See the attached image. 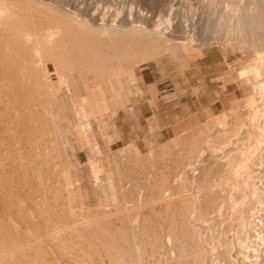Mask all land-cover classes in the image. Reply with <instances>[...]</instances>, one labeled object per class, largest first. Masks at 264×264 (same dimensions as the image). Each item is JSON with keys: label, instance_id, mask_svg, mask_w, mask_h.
I'll return each mask as SVG.
<instances>
[{"label": "rangeland", "instance_id": "374dc122", "mask_svg": "<svg viewBox=\"0 0 264 264\" xmlns=\"http://www.w3.org/2000/svg\"><path fill=\"white\" fill-rule=\"evenodd\" d=\"M25 1L21 0L19 6H26L27 2ZM42 1L44 3L47 1V5L48 1H50L49 3L55 5L56 8L59 7L58 9L65 8V12L68 10L72 12L76 11L81 17L88 16L87 18H90V14L95 13L99 22L112 23L116 19L121 25L126 23L127 25H125L128 28L138 29L139 26L141 31H136L141 36L138 35V38H136L137 33L135 34V31H130L131 34L127 30L118 31L114 38L119 43L125 41L126 38H131L130 36L133 34L132 37L134 38L132 39L138 40L139 42L145 38L143 40L144 44H141L143 46L135 45L139 49L142 48L140 49L141 51L144 50L147 52L149 50L150 52L148 51L146 58L142 60H138V58L134 59L130 55H125L124 58L121 57L123 58L121 60L120 57L112 60L107 55H104L106 54L104 51L97 53L92 48L80 42L83 47H86L88 52L82 66H73L70 61L80 58V54L76 49H72L69 52V56L71 54L70 59L66 55L68 54L67 50H62V48H58V52L57 49H54L47 51V53L45 52L43 55L39 53V56L35 57L33 54H26L24 49H19L20 47L23 48L24 45L20 47L17 45L18 48L16 47L15 50L20 55L16 54L17 52L15 50L7 47L12 45H4L6 42L2 44V40L5 41V37L8 34V30L4 26L2 27L3 31L0 30L2 32L0 33V53L3 51L0 54V60L2 59L1 57L6 62L7 59H12V62L15 64L17 62V65L14 66L15 64L10 63V61L4 63L1 60L0 62V96L7 95L4 99L2 98V101L0 99V104H2L0 105V121L2 120L3 122H0V148L3 149L2 152L0 150V175L2 177H0L2 179L0 183H3H1L2 185L0 184L2 187H0V229L5 231L4 233L2 232L5 239H0L2 241L0 245L3 244L4 246L3 242H5V249L0 246L2 247L0 248V252L4 253L0 255V259L3 258L2 261L0 260V264H9L8 262L13 264H28L30 261L29 264H44V260H48L46 261L47 264H113V259L116 257L115 253L117 254V252L120 253L121 251L123 252L118 254L117 257H121L122 259L116 257V264L119 261L120 264H128L129 262L131 264H264V241L259 243H251L248 241L250 239L249 236L253 233L261 239L264 238L263 153L259 157L256 156L250 167V170L252 169L254 173L250 181L257 186L258 196L262 197V201L259 202L260 207L257 210L258 212H255L256 223L252 224V226L246 224L243 227H239L236 225L239 221L237 219L239 214H236L241 210L231 211V208L228 209L229 197L228 188H226L224 191L226 195L223 192L225 196L223 195L222 198L219 196L214 197L211 199L212 206L210 209L203 210V212H207L206 214L204 213L203 220L205 219L209 225L207 224L204 233L203 231L199 232L197 230L198 225H196L195 221H199L200 219L196 217L197 212L193 209V204L188 199L190 192L192 193L195 190L197 184L190 176L189 170H195L199 166L200 161L197 160L198 158L199 160L200 158H205L204 174L210 172L212 181L234 180L236 182L235 189L237 192L240 191L238 192V194L240 193L239 196H242L244 192L248 191V198L250 197L251 186L248 184L249 186L247 187L245 184L248 172L246 173V169H244V156L236 155V147L238 146L250 154L256 152L257 149L258 152H262L260 150L261 148L255 149L254 145L256 143L254 144L253 139L248 137V123L244 119L247 115L248 108H250L248 105H251V101L258 108L264 100V94L261 93V88H259L261 87L260 83L243 81L240 78V74L243 70L249 68L264 67V0L240 1V3H243L240 4L242 5V9L240 8L241 11H239V14H242L239 20L242 33L234 32L235 23L232 25L230 22H234L235 19L232 20L230 18V20L228 17L230 22H227L224 11L218 10L224 9L225 5L230 3V1L239 2V0H214L215 2L213 0ZM248 2H253L254 4H249ZM47 5L41 4L38 1L34 4L32 2V7L38 6L36 7L38 10L45 7L46 11V16L43 14L45 12L43 9L41 12H37L38 14L36 15L38 18L36 15L34 17L35 24L40 20H45L44 18L49 20V17L55 16L54 12L52 13L53 15L50 13L52 10L50 11L49 9L50 12L48 11ZM1 10L3 11L2 5H0V13ZM246 11H250V15ZM253 11L254 13H252ZM222 15L226 20L224 22ZM26 24L28 27H33L29 23ZM23 25L22 27L19 26L21 28H18L19 31H17V28V32L15 30L13 31L20 34V31L24 28L28 29L24 23ZM155 25H160L161 30H166L171 36L165 35L166 33H164V35H156L154 37ZM70 30L69 32L72 34L71 32L73 31L72 29ZM146 32L145 37L144 33ZM127 34L128 37H126ZM2 35L5 36L2 37ZM97 35V33L91 34L93 38L96 36V39L101 40V37L99 38ZM175 42L182 45L185 54L189 57L188 59L179 56L180 53L177 50L180 47L179 44L175 45ZM167 44L172 46L164 50L159 47L166 46ZM4 47L5 49H3ZM6 47L11 51H7L8 49ZM143 47L146 48L144 49ZM158 47L161 49V52L160 50L158 51ZM52 51H56V55L59 53L60 55L57 57ZM8 52L11 58L9 56L7 57ZM151 52H154V54H151ZM21 54L23 59L27 55L26 60L28 59L30 64H38V62L40 63L42 60L44 61L53 55V62L56 63L57 58V62L61 66L66 62L64 64L67 68L60 67L61 69L64 68L60 70L63 73L61 72L60 74L58 65L56 66L53 62L55 69L49 73L52 77L46 72V79H50V87L53 93L52 97L51 94L49 95L39 87L41 81L39 78L42 77L41 73L36 72L32 77L24 73L26 66H22L21 63L19 64L20 61L16 60ZM46 54H49V56ZM133 54L135 53L133 52ZM3 55H6L5 57L7 59ZM29 55L31 58L33 57L32 59L34 61ZM15 56L17 57L16 59ZM59 56L63 57L61 58V60L63 59V63L59 61ZM13 59H15V62ZM28 62H25V64ZM18 64L20 67H18ZM93 64L95 65L92 66ZM90 65L97 72L95 70V72L90 71ZM114 66H117L116 68L120 67V70L117 71L115 68L113 71ZM23 67L24 70L21 69ZM94 73L97 75V78H94L96 83H87L88 77L93 76ZM116 76L119 79L118 82H115L117 80ZM71 77L76 80L78 94L76 91L74 92L73 86H70V80H67ZM32 78L36 86L30 84L28 88L31 89L28 90L26 86L29 82H33L29 81ZM10 81L13 86L10 84ZM1 87L4 88L3 90L6 89L8 91L5 90V93ZM10 90L15 92H10ZM31 90L35 93L32 94ZM16 101L19 102L16 103ZM12 102L13 104H18V106L14 105L15 107H13ZM235 102L240 103L239 107L234 108ZM50 106L55 116L54 120L51 116L52 113H49ZM19 115L20 117H18ZM233 120H236L237 127H234V123L232 124ZM215 133L219 135L217 134L218 136L215 137ZM205 134L207 136H204ZM208 146H213L219 155L227 149L230 150L228 157L229 165L218 167L214 160H209L208 158L211 156L209 155L210 150H208ZM200 150H203L202 156L198 155ZM34 151L37 153L35 154ZM118 155L119 157H117ZM168 159L169 161L166 162ZM142 161L145 162L142 163ZM28 162L31 163L29 164ZM169 170L172 171L171 174ZM144 171L145 173H143ZM197 171L200 172L202 170L198 168ZM57 180L60 182H57ZM54 182H56V186L60 183L57 186L58 189L53 185ZM47 190L54 191L49 192ZM242 191L243 193H241ZM67 194L70 196L66 197ZM167 196L183 197H181L182 201L174 202L173 205L171 203L164 210V208H160L161 202L159 204V201ZM224 197H227V200ZM221 200H224L225 205L222 210L220 208L222 204ZM205 205L207 206L206 203ZM84 209L86 210L84 211ZM136 210H138L137 213H135ZM71 211L77 214L78 218L77 216L75 218L78 221L80 220V223L84 219L83 217L81 221L82 216L90 215V217H93H88L89 219L85 217L83 221L88 226L87 229L84 225V229H87L85 232L89 231V233L87 232L85 234L84 229H82L83 234H85L82 236L83 238L80 234L82 233L80 229L83 224L81 225L75 221L76 219H73L75 215H72L74 213ZM81 211L82 216L79 215ZM119 211L122 214L126 211L130 212L128 214H130L131 218H128L129 221H126L125 225H119L123 223L121 221L122 217L118 216V214H121ZM191 211H195L196 214H189L192 213ZM132 214L136 215L132 217ZM139 214L142 216H139ZM105 215L110 216L112 220H110L111 224H109L110 222H103L104 224L99 226L94 223L95 221H101L99 218L103 217L100 216L105 217ZM139 217L141 220L145 219L143 220L145 224L143 226L141 225V227L139 225H133L135 219L140 221ZM91 219H94L93 223L98 228L92 223L88 225V222H92ZM170 220H173V222ZM56 223L57 227H55ZM75 225L76 227H74ZM79 225L81 226L78 227ZM120 226L126 227V230ZM72 227L75 230L78 229V232L80 231L78 235L80 234L81 241L77 237L78 242H76V233L73 232L75 231L74 229L72 231ZM237 227L240 228L238 232L235 229ZM91 228L92 230H90ZM69 229L70 231H68ZM108 229L109 232L111 231V233L116 234V237L114 236L115 238L113 240L110 239V241L106 239L104 242L100 237L103 235V237H110L109 235L111 234H108ZM119 229H124L125 234L128 233L127 237L125 234L124 236L122 234V238L119 237V233L121 234ZM35 230L38 233L33 234ZM127 230L130 231L128 232ZM98 231L100 235L96 233ZM56 232H59L58 235L62 236L58 238L59 240L53 235ZM70 232H72L71 236L69 234ZM90 232H93L96 239L98 238L100 240L95 244L92 242L97 249L92 246V243L87 241V239H90L89 236L93 235ZM236 233L244 240L242 244L237 243L233 239L236 237ZM198 234H203L201 235L203 236L202 239H200L201 236ZM9 235L11 239H9ZM37 235L39 236L37 237ZM66 235H68V238L70 236L69 239L71 242H66ZM133 235L135 238H133ZM62 238L66 243L60 241ZM84 238L86 241H82ZM40 239H43L42 242ZM129 239L131 241L133 239L134 241L128 242L130 241ZM150 239L152 246L150 245ZM13 240L17 244L15 249H13L15 244L11 243ZM142 240L147 242L144 243ZM6 241L11 246H7ZM36 241L41 245L40 248L46 245L44 249L42 248L43 252L41 251L44 254L46 250V254L44 256L38 252L39 255H36L35 261L33 254L40 250H38L39 245H36ZM102 242L105 244H102ZM24 243L26 245H23ZM107 243L115 246V249L114 247L110 249L109 246L112 245ZM143 243L145 244L144 246H142ZM20 244L23 247L20 250L24 251L23 256H26L25 254H27L29 245L28 254H31L29 256L30 258L33 257V260L29 258L28 254V258L22 257V252L18 249V247L20 249L22 248ZM62 244H67L68 246L64 245L63 247ZM90 244L91 246L88 247ZM36 246L38 247L36 248ZM33 251L34 253H32ZM7 254L9 255L7 256ZM42 255L45 258H43L44 260H41ZM5 257L9 258V261ZM38 257L40 260H38ZM135 260L137 263H135Z\"/></svg>", "mask_w": 264, "mask_h": 264}, {"label": "bare ground", "instance_id": "6f19581e", "mask_svg": "<svg viewBox=\"0 0 264 264\" xmlns=\"http://www.w3.org/2000/svg\"><path fill=\"white\" fill-rule=\"evenodd\" d=\"M25 1V0H24ZM36 1H38V2H40L41 4H46L47 5V1H46V3H44L42 0H32V1H25V2H27L26 3V6H24V7H20L19 6V4L21 3V0H0V5H2V8H3V11L1 10V13H0V30L1 31H3L2 30V27L4 26L7 30H8V34L6 33V31H5V33L7 34V36L5 37L6 39H5V41L4 40H2V44H3V42H6V43H4V45H12V46H7V47H10L9 49H12V50H15V48L17 47V45H18V47H20L21 45H24L23 46V48L22 47H20L19 49H24V51H25V53L26 54H33V55H35V57L36 56H39V53L41 54V55H43L45 52L47 53V51H51V50H54V49H57V52H58V48H62V50H67V53L68 54H66L67 56H68V58L70 59V56H71V54H70V56H69V52H71V50L72 49H76L77 51H78V53L80 54V58H78V60H74V59H72L71 61H70V63H72V65L74 66V65H77V66H82V63H83V61H85V56L87 55V49H86V47H83L82 45H81V43H84L87 47H90V48H92V50H94V51H96L97 53L98 52H105L106 54H104V55H107L110 59H117V58H119L120 57V60L121 59H123L124 58V56L125 55H130V57L132 56V58H134V59H137L138 58V60H142V59H144V58H146V54L148 53V51L147 52H145L144 50H140V49H142V48H138L137 47V45H135V44H138V46H143V45H141V44H144L143 43V40L145 39V38H143L144 36H145V34H147V32L146 33H144V36L142 37L143 39H141L142 41L141 42H139L138 40H135V39H132V38H134V37H132V36H130L131 38H126V37H128V34L126 35V40L125 41H123V42H118L117 40H115V35L117 34V32L118 31H124V30H127V31H135V34L137 33V37L136 38H138L139 36H141V35H139L138 34V30H140L139 28V26H138V29L137 28H128L125 24H123V25H121L120 24V22L118 23L117 22V20L115 19V20H113L114 22H112V23H107V22H103V21H101V22H99L98 21V17H97V15L95 14V13H92V14H90L89 16H90V18H87V17H81L80 16V14H78L76 11L75 12H72L71 10L69 11L68 9H66V10H68V11H64V9H58L59 7H57L56 8V6L55 5H52V3H49L50 1H48V5H47V8H48V11H49V9H50V11L52 10V12H50L51 14L54 12L55 13V16L53 17H49V20L47 19V18H44L45 20H40L39 22H37L36 24H37V26H35L36 24H35V20H34V17H35V15L36 14H38L39 12L38 11H40L41 12V10L43 9L44 11H45V7L44 8H42V9H37L36 7H38V6H36V7H32L31 5H32V2H33V4L36 2ZM240 1H242V0H239V2H236V1H230V3H227L226 5H225V7H224V9H218V10H221V11H224V16H225V18H227V22H230V20L232 19V20H234L235 19V21L234 22H230V23H232V25H233V23H235V29H234V32H238V33H242V29H241V26H240V24H239V20H240V18H241V16H242V14L240 15L239 14V11H241V7H242V5H240V4H243V3H240ZM252 1V0H251ZM213 2H215L214 0H213ZM244 2V1H243ZM256 2V1H255ZM28 3H31V4H29L28 5ZM249 4L251 3V2H248ZM248 3H246V4H248ZM253 3V2H252ZM251 3V4H252ZM51 4V5H50ZM54 4V3H53ZM212 4H214V3H212ZM245 4V3H244ZM254 4V3H253ZM23 5H25V4H23ZM244 6V5H243ZM4 7H5V9H4ZM246 7H247V5H246ZM261 7V6H260ZM61 8V7H60ZM241 8V9H240ZM250 8V7H249ZM216 9V8H215ZM240 9V10H239ZM249 10V9H248ZM64 11V12H63ZM250 11H251V9H250ZM249 11V12H250ZM38 12V13H37ZM43 12V11H42ZM118 12V11H117ZM249 15H250V13L248 12V11H246ZM28 13V14H27ZM50 13H49V15H50ZM88 13V12H87ZM139 13V12H138ZM219 13V12H218ZM246 13V14H247ZM252 13H254V11L252 12ZM41 14V13H40ZM40 14H39V16H40ZM45 16H46V11L43 13ZM48 14V13H47ZM245 14V13H244ZM243 14V15H244ZM53 15V14H52ZM117 15V14H116ZM248 15V16H249ZM51 16V15H50ZM223 16V15H222ZM224 16H223V18H224ZM246 16V15H245ZM36 17H37V15H36ZM41 17H43L42 15H41ZM48 17V16H47ZM146 17V16H145ZM228 17H229V19H228ZM38 18V17H37ZM36 18V19H37ZM225 18L223 19V22H224V20H225ZM39 19H41L40 17H39ZM47 19V20H46ZM103 19V18H102ZM229 20V21H228ZM38 21V20H37ZM226 21V20H225ZM117 22V23H116ZM227 22H226V24H227ZM23 23L26 25V27H28L27 26V24L26 23H29V24H31L33 27H28V29H26V28H24L23 30H21L20 31V34H17L16 32L17 31H19V29H21V28H19V26L20 27H22V25H23ZM222 23V22H221ZM157 24V23H156ZM159 24V23H158ZM2 25V26H1ZM30 25V26H31ZM231 25V24H230ZM121 26V27H120ZM125 26V27H124ZM23 27H25L24 25H23ZM132 27V26H131ZM155 27H156V29H155V31H154V37H156V35H164V33H166L165 35H169L167 32H166V30L165 31H162L161 30V28H160V25H155ZM167 27H169V26H167ZM16 28L18 29L17 31H16ZM125 28H127V29H125ZM142 28V27H141ZM144 28V27H143ZM70 29H72V31L73 32H71L72 34H70V32H69V30ZM13 30H15L16 32H14ZM137 30V31H136ZM0 31V33H2ZM71 31V30H70ZM141 31V30H140ZM139 31V32H140ZM128 32V33H129ZM130 32V33H131ZM152 32V31H151ZM95 34V33H97L98 35L97 36H99V38L101 37V40L100 39H96V36H95V38H93L92 36H91V34ZM163 33V34H162ZM5 34V35H6ZM132 34V33H131ZM150 34V33H149ZM5 35H2V37L3 36H5ZM72 35V36H71ZM139 35V36H138ZM150 35H153V34H150ZM157 36V37H158ZM169 36H171V35H169ZM0 37H1V35H0ZM146 37V36H145ZM98 38V37H97ZM121 38V37H120ZM151 38V37H150ZM161 38V37H160ZM4 39V38H3ZM128 39V40H127ZM156 39V38H155ZM158 39V38H157ZM161 40V39H160ZM1 41V40H0ZM136 41H137V43H136ZM156 41H159V40H156ZM168 41V40H167ZM257 41V40H256ZM81 42V43H80ZM150 42V41H149ZM148 42V43H149ZM145 43H147V42H145ZM151 43V42H150ZM172 43V42H171ZM170 43V44H171ZM176 43V42H175ZM170 44H167L166 46H159L160 48H162L163 50L164 49H166V48H170L172 45H170ZM179 43H176L175 45H178ZM3 45V46H4ZM13 45H15L14 46V48H13ZM2 46V45H1ZM152 46V45H151ZM258 46V45H257ZM6 47V48H7ZM12 47V48H11ZM17 47V48H18ZM137 47V48H136ZM153 47V46H152ZM156 47V46H155ZM158 47V51L160 50V52H161V49ZM179 47L180 48H178V50H177V52L178 53H180L179 54V56L180 57H184V59L186 58V59H188L189 57L185 54V52H184V48L182 47V45H180L179 44ZM144 48V47H143ZM146 48V47H145ZM144 48V49H145ZM149 48V47H148ZM2 49V48H1ZM3 49H5V47L3 48ZM8 49V48H7ZM9 49L7 50V51H9ZM153 49V48H152ZM147 50V49H146ZM155 50V49H154ZM162 50V51H163ZM3 51V50H2ZM2 51H1V53H2ZM6 51V50H5ZM11 51V50H10ZM9 51V52H10ZM135 53V54H133V52ZM140 51H141V53H140ZM144 51V52H143ZM155 51H157V50H155ZM7 53V57L9 56H11V55H8V54H10V53ZM15 52H17L16 50H15ZM53 53H54V55H56L57 54V52L55 53L54 51H52ZM51 52V53H52ZM60 52V51H59ZM131 52H132V54H131ZM150 52V51H149ZM159 52V53H160ZM0 53V54H1ZM21 53V52H20ZM137 53H138V55H137ZM158 53V52H157ZM11 54H13V52H11ZM16 54H19L18 52L16 53ZM23 54V53H22ZM22 54H21V56L20 57H18V59H16L17 57L15 56V59L16 60H18V61H20L19 62V64L21 63L22 64V66L24 65V66H26L25 67V70H24V67L23 68H21L22 70H24V73L26 74V75H29L30 77H32L34 74H36V72H38V73H41L42 74V77L41 78H39V80L41 79V81H40V89L42 88L43 90H45L49 95L51 94V97L53 96V93H52V88L50 87V79L48 80V79H46V72L48 73V75H49V73L53 70V69H55V64H56V66L57 67H59V71L60 70H63L64 68H60V67H66V62H64L63 63V59L61 60V58H63V57H60L59 58V61L61 62L62 61V65L63 66H61V65H59V63L57 62L58 61V58L55 60L56 61V63L55 62H53L54 61V55L53 56H50V57H52L51 59H49V58H47V59H49V60H42L40 63L38 62V64H33V63H31L30 64V62H28V59L26 60V57H27V55H25V58L23 59L22 58ZM76 54V53H75ZM100 54V53H99ZM141 54V55H140ZM143 54H145V55H143ZM151 54H154V52H151ZM20 55V54H19ZM18 55V56H19ZM46 55H48L49 56V54H46ZM58 55H60V53L58 54ZM58 55H56L57 57H58ZM65 55V56H66ZM4 56V55H3ZM6 56V55H5ZM4 56V57H5ZM13 56V55H12ZM30 56V55H29ZM48 56H46V57H48ZM91 56V55H90ZM139 56H141V58H139ZM154 56V55H153ZM257 56H258V54H257ZM41 57H43V56H41ZM44 57H45V55H44ZM43 57V58H44ZM94 57V56H93ZM121 57H123V58H121ZM258 57H261V56H258ZM2 59L1 60H3V57H1ZM6 58V57H5ZM11 58V57H10ZM14 58V57H13ZM30 58H31V56H30ZM33 58V57H32ZM31 58V59H32ZM76 58V57H75ZM7 59V58H6ZM15 59H13L14 60V62H15ZM38 59H39V57H38ZM53 59V60H52ZM261 59H262V57H261ZM1 60H0V62H1ZM33 60V59H32ZM32 60H30L31 62H32ZM10 61V63H12V64H15V63H13L12 62V59L10 60V59H7V62H9ZM34 61V60H33ZM64 61H65V59H64ZM110 61V60H109ZM124 61H125V59H124ZM128 61H130V60H128ZM262 61V60H261ZM264 61V60H263ZM3 62L5 63L6 61H4L3 60ZM6 62V63H7ZM24 64H23V63ZM25 62H28L27 64H25ZM55 63V64H53V63ZM131 62V61H130ZM110 63V62H109ZM11 64V65H12ZM18 64V65H19ZM1 65H2V63H1ZM4 65V64H3ZM17 65V62H16V64L14 65V66H16ZM65 65V66H64ZM95 64H93L92 66H94ZM120 65V64H119ZM8 66H10V65H8ZM21 66V67H22ZM68 66V65H67ZM76 66V67H77ZM91 66V65H90ZM90 67V71H94L95 69H94V67ZM118 66V65H117ZM117 66H114L113 68V71L115 70V68L117 67ZM126 66V65H125ZM11 67V66H10ZM18 67H20V65L18 66ZM75 67V68H76ZM6 68H8V67H6ZM5 68V69H6ZM12 68V67H11ZM14 68H16V67H14ZM67 68V67H66ZM93 70H92V69ZM74 69V68H73ZM7 70H9V68L7 69ZM12 70V69H11ZM20 70V69H19ZM102 70V69H101ZM116 70L117 71H119L120 70V67L119 68H116ZM90 71H87V72H90ZM96 71V70H95ZM94 71V72H95ZM117 71H116V73H117ZM20 72H21V70H20ZM19 72V73H20ZM53 72V71H52ZM61 72L62 71H60V74H61ZM66 72H67V70H66ZM97 72V71H96ZM23 73V72H22ZM63 73V72H62ZM115 72H114V74H116ZM120 73H121V71H120ZM18 74V73H17ZM112 74V73H111ZM19 75H21V74H19ZM24 75V74H23ZM55 75V74H54ZM96 75V73H94L93 74V76H89L88 77V81H87V83H90V84H95L96 83V81L94 80V78H97V75ZM49 76H51L52 77V75H49ZM26 77V76H25ZM119 77V76H118ZM7 78V77H6ZM6 78H4V79H6ZM56 78H57V76H56ZM240 78L244 81V80H246L248 83L249 82H253V83H260V85H261V87H259V88H261V93H263L264 94V67H261V66H258V68H249V69H247V70H243L242 72H241V74H240ZM7 79H9V78H7ZM115 79V78H114ZM116 79H117V76H116ZM35 80V79H34ZM67 80H70V83H71V87L73 86V88H74V92L76 91V93L78 94V89H77V85H76V80L74 79V78H70V79H67ZM118 80L119 79H117L115 82H118ZM29 81H33V78H32V80H29ZM24 82H25V80H24ZM112 83H113V81H111ZM26 83V82H25ZM32 83H34V84H32ZM70 83H68V84H70ZM239 83V82H238ZM10 84H11V81H10ZM34 85V86H36V83H35V81H33V82H29L28 84H27V88H28V85ZM55 84V83H54ZM117 84V83H116ZM1 85V84H0ZM12 85V84H11ZM14 85H15V83H14ZM38 85V84H37ZM59 85V84H58ZM81 85V84H80ZM259 85V86H260ZM13 86V85H12ZM25 86V85H24ZM23 86V87H24ZM57 86V85H56ZM105 86V85H104ZM253 87H255V86H253ZM257 87V86H256ZM2 88V87H1ZM25 88V87H24ZM258 88V89H259ZM4 88H2V91H5V90H3ZM16 89H17V87H16ZM16 89H15V91H16ZM26 89V88H25ZM31 89V88H30ZM29 88H28V90H30ZM14 90V89H13ZM13 90H10V92H15V91H13ZM6 91H8V90H6ZM6 91H5V93H6ZM32 92V94H34L33 93V90H31ZM42 91V90H41ZM54 91V90H53ZM17 92V91H16ZM26 92H28L27 90H26ZM3 93V92H2ZM4 93V94H5ZM24 93V92H23ZM76 93H74L75 95H76ZM3 94V95H4ZM27 94V93H26ZM26 94H25V96H26ZM2 95V96H3ZM29 95H30V92H29ZM29 95H27V97H29ZM17 96V95H16ZM15 96V97H16ZM32 96V95H31ZM38 96V95H37ZM77 96V95H76ZM5 97H7V95L5 94V96H3V97H1L0 96V99H1V101H2V98L4 99ZM9 97V96H8ZM20 97H22V96H20ZM35 97V96H34ZM17 99V98H16ZM15 99V100H16ZM21 99V98H20ZM35 99V98H34ZM79 99V98H78ZM77 99V100H78ZM264 99V98H263ZM76 100V101H77ZM24 101V100H23ZM15 102V101H14ZM19 101H16V103H18ZM32 102V101H31ZM81 102V101H80ZM56 103V102H55ZM12 104H13V102H12ZM24 104V103H23ZM251 105H248V106H250V108H248V111H247V115H246V117H245V119L244 120H246L247 121V123H248V129H247V135H248V137L249 138H252L253 140V143L255 144L256 143V145H254V147H255V149L256 148H261L260 150H262V152H258V149L256 150V152H254L253 154H250V153H246L245 151H244V149H242V148H240V147H236V155L238 154V155H242V156H244V169H246V173L248 172V174H247V180H245V184H246V186L248 187L249 185L248 184H250V186H251V190H250V197L248 198V191L247 192H244V194H242V196H239V194H238V192H240V191H238L237 192V190L235 189V181L233 180V181H227V180H225V181H221V180H219L218 182H214V181H212L211 180V174H210V172H208V173H205L204 174V168H205V163H204V161H205V158L204 159H201L200 158V160H199V158L197 159L198 161H200V164H199V166L197 167V168H195V170L194 169H192V170H189L190 172H189V174H190V176L196 181V188H195V190L191 193L190 192V196L188 197V199L190 200V202H192V204H193V209H195L196 210V212H197V214H196V212L195 211H191L192 213H189V214H196L197 216L196 217H199V221H195V223H196V225H198V229L197 230H199V232H202L203 231V233H204V231H205V229H206V227H207V224L208 223H206V220L204 219L203 220V218H204V215L207 213L206 211L205 212H203V210H208V209H210V207L212 206V201H211V199H213L214 197H216V196H219L220 198H222L223 197V195L225 194V189L226 188H228V199H229V205L227 206L228 207V209L229 208H231V211L232 210H237V211H239V210H241L239 213H237L236 215H238V217H237V219L239 220L238 222H237V224L236 225H238L239 227L241 226V227H243V226H245L246 224H248L249 226L251 225L252 226V224H255L256 223V215H255V212H258L257 210H258V208L260 207V205H259V202H261L262 200H261V196H258V189H257V186L255 185V184H253L251 181H250V178L253 176V170L251 169L250 170V167L252 166V164H253V162H254V160H255V158H256V156H261L262 155V153H263V155H264V100H263V102H261L260 103V105L261 106H259L258 108H257V106H255L254 105V103L251 101V103H250ZM256 104V103H255ZM0 105H2V104H0ZM4 105V104H3ZM14 105H17L18 106V104H13V107H15ZM50 105V104H49ZM239 105H240V103L238 102H235L234 103V108L236 107H239ZM12 106V105H11ZM5 107V106H4ZM19 107H20V105H19ZM256 107V108H255ZM261 107V108H260ZM6 108V107H5ZM37 108V107H36ZM4 109V108H3ZM2 109V110H3ZM12 109V108H11ZM33 109V108H32ZM8 110V109H7ZM14 110V109H13ZM17 110V109H16ZM34 110V109H33ZM18 111V110H17ZM16 111V112H17ZM28 111V110H27ZM22 113V112H21ZM49 113H52L51 114V116H52V119L54 120V118H55V116H54V114H53V110L51 109V106L49 107ZM2 114V113H1ZM16 114V113H15ZM17 114H19L18 112H17ZM37 114V113H36ZM22 115V114H21ZM35 115V114H34ZM42 115V114H41ZM18 117H20V115L18 116ZM22 117V116H21ZM41 118V117H40ZM29 119V118H28ZM39 120V119H38ZM49 120V119H48ZM32 121V120H31ZM40 121V120H39ZM43 121V120H42ZM0 122H2V120L0 121ZM30 122V121H29ZM41 122V121H40ZM245 122V121H244ZM3 123V122H2ZM34 123V122H33ZM43 123V122H42ZM234 123V127L236 126L237 127V122H236V120H233L232 121V124ZM28 124V123H27ZM226 124V123H225ZM74 125V124H73ZM15 126V125H14ZM17 126V125H16ZM19 126V125H18ZM40 126H42V125H40ZM232 126V125H231ZM37 127V126H36ZM26 128V127H25ZM232 128V127H231ZM8 129V128H7ZM15 130V129H14ZM13 130V131H14ZM28 130V129H27ZM216 130V129H215ZM215 130H213V131H215ZM18 131V130H17ZM48 131V130H47ZM32 132V131H31ZM37 132V131H36ZM40 132V131H39ZM189 132V131H188ZM10 133V132H9ZM15 133V132H14ZM193 133V132H192ZM28 134V133H27ZM27 134H25V135H27ZM34 134V133H33ZM105 134V133H104ZM188 134V133H187ZM186 134V135H187ZM218 134V133H217ZM216 133L214 134L215 135V137L216 136H218ZM226 134V133H225ZM22 135V134H21ZM39 135H41V134H39ZM24 136V135H23ZM204 136H207L206 134L204 135ZM193 137V136H192ZM220 137V136H219ZM25 138V137H24ZM30 138V137H29ZM28 138V139H29ZM105 138H107V137H105ZM176 138H177V136H176ZM185 138V137H184ZM22 139V138H21ZM27 139V138H26ZM31 139H33V138H31ZM206 139V138H205ZM19 140H20V138H19ZM221 140V139H220ZM233 140V139H232ZM15 141H17V140H15ZM23 141V140H22ZM26 141V140H25ZM29 141V140H28ZM184 141V140H183ZM11 142V141H10ZM185 142H187V141H185ZM3 143V142H2ZM59 143V142H58ZM182 143V142H181ZM0 144H1V142H0ZM22 144V143H21ZM20 144V145H21ZM8 145V144H7ZM25 145V144H24ZM134 145V144H133ZM23 146V145H22ZM171 146V145H170ZM13 147V146H12ZM29 147V146H28ZM10 148V147H9ZM20 148V147H19ZM33 148V147H32ZM48 148V147H47ZM168 148V147H167ZM208 148V150H210V158H208L209 160H214L215 161V163H217V166L219 167V166H222L223 167V165H229V161H228V157H229V152H230V150H226V151H224L223 153H220L221 155H219V154H217V152L215 151V148L213 147V146H208L207 147ZM39 149V148H38ZM0 150H1V152H2V148H0ZM36 150V149H35ZM123 150V149H122ZM43 151V150H42ZM117 151V150H116ZM8 152V151H7ZM35 152V151H34ZM54 152V151H53ZM56 152H58V151H56ZM134 152V151H133ZM186 152V151H185ZM190 152V151H189ZM37 152H35V154H36ZM115 153V152H114ZM159 153H162V152H159ZM202 153H203V150H200L199 151V156H202ZM260 153V154H259ZM11 154V153H10ZM132 154V153H131ZM135 154V153H134ZM2 155V154H1ZM5 155V154H4ZM125 155V154H124ZM127 155V154H126ZM8 156V155H7ZM21 156H22V154H21ZM53 156V155H52ZM6 157V156H5ZM35 157V156H34ZM39 157V156H38ZM50 157H51V154H50ZM49 157V158H50ZM117 157H119V155L117 156ZM122 157V156H121ZM131 157V156H130ZM138 157V156H137ZM162 157V156H161ZM22 158V157H21ZM20 158V159H21ZM128 158V157H127ZM132 158V157H131ZM160 158V157H159ZM1 159V158H0ZM53 159V158H52ZM64 159V158H63ZM119 159V158H118ZM163 159H165V158H163ZM23 160H24V158H23ZM41 160V159H40ZM127 160V159H126ZM164 161V160H163ZM169 161V159L166 161V162H168ZM21 162H23V161H21ZM38 162H39V160H38ZM41 162V161H40ZM49 162V161H48ZM97 162V161H96ZM116 162V161H115ZM127 162H128V160H127ZM126 162V163H127ZM138 162V161H137ZM140 162V161H139ZM143 162H145V161H142V163ZM1 163V162H0ZM29 164L31 163V162H28ZM44 163V162H43ZM51 163V162H50ZM141 163V164H142ZM10 164V163H9ZM12 164V163H11ZM24 164V163H23ZM39 164V163H38ZM41 164V163H40ZM100 164V163H99ZM117 164V163H116ZM135 164V163H134ZM7 165V164H6ZM35 165H37V164H35ZM157 165V164H156ZM164 165V164H163ZM171 165V164H170ZM1 167V166H0ZM5 167V166H4ZM30 167V166H29ZM35 167V166H34ZM65 167V166H64ZM146 167V166H145ZM183 167V166H182ZM129 168V167H128ZM198 168H200L202 171H197V169ZM131 169H133V168H131ZM154 169V168H153ZM178 169V168H177ZM176 169V170H177ZM230 169V168H229ZM127 170V169H126ZM125 170V171H126ZM173 170V169H172ZM36 171V170H35ZM59 171H60V169H59ZM135 171V170H134ZM170 171V170H169ZM179 171V170H178ZM132 172V171H131ZM171 172L172 171H170V174H171ZM184 172V171H183ZM186 172V171H185ZM41 173V172H40ZM53 173V172H52ZM120 173V172H119ZM130 173V172H129ZM143 173H145V171L143 172ZM179 173V172H178ZM187 173V172H186ZM117 174V173H116ZM121 174V173H120ZM49 175V174H48ZM95 175V174H94ZM123 175V174H122ZM175 175V174H174ZM173 175V176H174ZM188 175V174H187ZM129 176V175H128ZM217 176V175H216ZM262 176L264 177V171H263V173H262ZM0 177H1V175H0ZM46 177V176H45ZM49 177V176H48ZM64 177V176H63ZM123 177V176H122ZM183 177V176H182ZM2 178V177H1ZM50 178V177H49ZM66 178H67V176H66ZM129 179V178H128ZM0 180H2V179H0ZM53 180L55 181V179L53 178ZM62 180V179H61ZM66 180V179H65ZM64 180V181H65ZM132 180V179H131ZM130 180V181H131ZM217 180V179H216ZM52 181V180H51ZM59 180H57V182H58ZM63 181V180H62ZM69 181H71L70 179H69ZM60 182V181H59ZM121 182V181H120ZM2 183V182H1ZM0 183V184H1ZM46 183V182H45ZM44 183V184H45ZM55 183L56 182H54L53 183V185H55ZM69 183H71V182H69ZM68 183V184H69ZM3 184V183H2ZM1 184V185H2ZM48 184V183H47ZM59 184L60 183H58V185L57 186H59ZM65 184H66V182H65ZM65 184H63V185H65ZM176 184V183H175ZM1 185H0V187H1ZM52 185V184H51ZM71 185V184H70ZM45 186V185H44ZM49 186V185H48ZM56 185H55V187H56V189H58V187H57ZM66 186V185H65ZM181 186V185H180ZM50 187V186H49ZM61 188H62V186H60ZM164 187V186H163ZM170 187V186H169ZM183 187V186H182ZM2 188V187H1ZM44 188V187H43ZM46 188V187H45ZM51 188H52V186H51ZM50 188V189H51ZM66 188V187H65ZM121 188V187H120ZM124 188V187H123ZM42 189V188H41ZM49 189V188H48ZM55 189V188H54ZM136 189V188H135ZM178 189V188H177ZM245 189V188H244ZM43 190V189H42ZM63 190H65V189H63ZM69 190V189H68ZM67 190V191H68ZM123 190V189H122ZM170 190V189H169ZM240 190V189H239ZM243 190V189H242ZM47 191H49V190H47ZM50 191H54V190H50ZM49 191V192H50ZM56 191H58V190H56ZM60 191H62V190H60ZM219 191H221V192H219ZM66 192V191H65ZM69 192V191H68ZM67 192V193H68ZM138 192V191H137ZM172 192V191H171ZM223 192H224V194H223ZM46 193V192H45ZM127 193V192H126ZM170 193V192H169ZM215 193H217V194H215ZM241 193H243V191L241 192ZM42 194V193H41ZM55 194V193H54ZM70 194V193H69ZM69 194H67L66 195V197H69L70 195ZM142 194V193H141ZM176 195H178V194H176ZM226 195V194H225ZM224 195V196H225ZM180 196H178V197H165V198H163V200H161V201H159V204H160V202H161V205H160V208H164V210H165V208L167 209V207L172 203V205H173V203L174 202H178L179 200L180 201H182V199H181V197H183V196H181L180 198H179ZM41 198V197H40ZM64 198H65V196H64ZM71 198V197H70ZM224 198H226V200H227V197H224ZM45 199V198H44ZM120 199H121V197H120ZM36 200V199H35ZM40 200H42V199H40ZM47 200V199H46ZM69 200H71V199H69ZM225 200V199H224ZM224 200H221V202H222V204H221V210L223 209V207L225 206L224 205ZM67 201H68V199H67ZM188 201V200H187ZM211 201V202H210ZM216 201V200H215ZM68 202H70V201H68ZM42 203V202H41ZM187 203H189V202H187ZM205 203L207 204V206L205 205ZM208 203H210L209 205H208ZM192 204H190V205H192ZM102 205V204H101ZM118 205V204H117ZM186 205V204H185ZM150 206V205H149ZM93 207V206H92ZM118 207V206H117ZM120 207V206H119ZM137 208V207H136ZM175 208V207H174ZM86 209H88V208H86ZM86 209H84V211L86 210ZM120 209H121V207H120ZM161 209V210H162ZM169 209V208H168ZM190 209H192V207H190ZM192 209V210H193ZM39 210H42V209H39ZM63 210V209H62ZM70 210H71V206H70ZM129 210V209H128ZM157 210V209H156ZM160 210V211H161ZM83 211V210H82ZM82 211H81V214H79L80 216H82ZM97 211V210H96ZM95 211V212H96ZM100 211V210H99ZM137 211L138 210H136V212L135 213H137ZM67 212V211H66ZM72 212V211H71ZM87 213H88V211H86ZM101 212V211H100ZM102 212H103V210H102ZM120 212V211H119ZM127 212V211H126ZM124 213V214H122L121 212V214L119 215L118 213H116V214H118V216H121L122 218H123V220H122V218H121V221H123V223H121V224H119V225H125V222L126 221H129L128 220V218L130 217V214H128V213H130V212H127V213ZM141 212V211H140ZM195 212V213H194ZM34 213V212H33ZM72 213H74V214H72V215H75V216H73L74 218L73 219H76L75 217L77 216V214H75V212H72ZM87 213H85V214H87ZM97 213H99V212H97ZM96 213V214H97ZM132 213H134V212H132ZM205 213V214H204ZM264 213V212H263ZM63 214V213H62ZM69 214H71V213H69ZM89 214V213H88ZM158 214V213H157ZM160 214H161V212H160ZM163 214V213H162ZM181 214V213H180ZM55 215V214H54ZM67 215V214H66ZM71 215V216H72ZM99 215V214H98ZM108 215V214H107ZM136 215V214H135ZM134 214H132V217L133 216H135ZM141 214H139V216H140ZM165 215V214H164ZM70 216V215H69ZM68 216V217H69ZM79 216V217H80ZM138 216V215H137ZM142 216V215H141ZM145 216V215H144ZM149 216V215H148ZM147 216V217H148ZM260 216V215H259ZM59 217V216H58ZM65 217V216H64ZM83 217H84V219H83ZM85 217H90V215H85V216H82V218H81V221H82V219H83V221L85 220ZM100 217H103V218H99V217H97V218H99L101 221H93L92 219V222L90 221V222H88V225H90L91 223L93 224V225H95L96 226V224H98L99 226H101L102 224H104L103 222H105V223H107V222H110V220H111V218H110V216H106L105 215V217L104 216H100ZM167 217H168V215H167ZM173 217V216H172ZM171 217V218H172ZM194 217V216H193ZM192 217V218H193ZM195 217V218H196ZM1 218V217H0ZM77 218H78V216H77ZM90 218H93V217H90ZM96 218V219H97ZM131 218V217H130ZM135 218V217H134ZM161 218V217H160ZM163 218H164V216H163ZM170 218V219H171ZM174 218V217H173ZM191 218V219H192ZM89 219V218H88ZM98 219V220H99ZM148 219V218H147ZM191 219H189V220H191ZM72 220V219H71ZM133 220V219H132ZM139 220L140 221H137L136 219L134 220V223H133V225H135V226H137V225H139L140 227H141V225L143 226V224H145V222L143 221V220H145V219H140V217H139ZM163 220V219H162ZM188 220V221H189ZM194 220H197V219H194ZM263 220H264V218H263ZM49 221V220H48ZM64 221V220H63ZM74 221V220H73ZM75 221H77V222H79V224H83V226L81 227V231H82V233H80V231L78 232V229H74L73 227L71 228L72 229V231H73V229L75 230V231H73V232H75L76 234V236H75V239L77 240V237H78V240L79 241H81V239H80V234H81V237L83 236V235H85L87 232L89 233V231H86L85 232V230H87L88 229V226H86L87 225V223L86 222H84L83 223V221H82V223H80V220L78 221L77 219L75 220ZM74 221V223L77 225V223ZM112 221V220H111ZM115 221V220H114ZM131 221V220H130ZM164 221V220H163ZM171 221V220H170ZM192 221V220H191ZM56 222V221H55ZM65 222V221H64ZM96 223V224H94V223ZM133 222V221H132ZM132 222H130V223H132ZM171 222H173V220L171 221ZM85 223H86V225H85ZM90 223V224H89ZM169 223V222H168ZM195 223H193V224H195ZM66 224V223H65ZM64 224V225H65ZM109 224H111V222L109 223ZM114 224V223H113ZM163 224V223H162ZM257 224H258V222H257ZM57 225V223L55 224V227H57L56 226ZM74 225V224H73ZM76 225L74 226V227H76ZM81 225H79L78 227H80ZM84 225H85V227L87 228V229H84ZM106 225V224H105ZM150 225V224H149ZM209 225V224H208ZM72 226V225H71ZM70 226V227H71ZM162 226V225H161ZM18 227V226H17ZM97 227V226H96ZM121 228H125V230H126V227H122V226H120ZM168 227V226H167ZM172 227V226H171ZM239 227H237V228H235L236 229V231L238 232V231H240V230H238V229H240ZM264 227V226H263ZM3 228V227H2ZM19 228V227H18ZM17 228V229H18ZM29 228H31V227H29ZM53 228V227H52ZM64 228V227H63ZM68 228V227H67ZM66 228V229H67ZM98 228V227H97ZM106 230H107V228L106 227H104ZM28 229V228H27ZM82 229H84V232H85V234H83L84 232H83V230ZM134 229V228H133ZM168 229V228H167ZM244 229V228H243ZM1 230V229H0ZM90 230H92V228L90 229ZM98 230V229H97ZM99 230H100V228H99ZM125 230L124 229H119V231L121 232V234L119 233V237H121L122 236V234H123V236H124V234H125ZM262 230H263V228H262ZM27 231H29V230H27ZM31 231V230H30ZM63 232H64V230H62ZM68 231H70V229L68 230ZM77 231V232H76ZM95 231H96V228H95ZM94 231V232H95ZM116 231V230H115ZM128 231V230H127ZM126 231V232H127ZM130 231V230H129ZM128 231V232H129ZM135 231V230H134ZM5 232L4 230L2 231L1 230V232H0V235H1V237H0V239L2 238V240H4L5 238H4V235H3V233ZM106 232V231H105ZM108 232H109V229H108ZM141 232V231H140ZM198 232V233H199ZM2 233V234H1ZM11 233V232H10ZM27 233V232H26ZM34 233H38V232H36V230L35 231H33V234ZM58 233L59 232H56L55 234H53V235H55L56 236V238H57V240H59L58 238H61L62 236L61 235H58ZM61 234H62V232H60ZM71 233L72 232H70L69 234H70V236H71ZM78 233H80L79 235H78ZM90 233H93V232H90ZM96 233H98V235H100V233H99V231L98 232H96ZM107 233V232H106ZM116 233V232H115ZM136 233V232H135ZM139 233V232H138ZM144 233V232H143ZM8 234V233H7ZM17 234V233H16ZM28 234V233H27ZM31 234V233H30ZM57 234V235H56ZM68 234V235H69ZM104 234V233H103ZM108 234H111V235H109L110 237H100L101 238V240L102 241H106V239L108 240V241H110V239L111 240H113L115 237H116V234H114L113 232L111 233V231L108 233ZM127 234L128 233H126L125 235H126V237H127ZM132 234V233H131ZM193 234V233H192ZM242 234V233H241ZM52 235V234H51ZM68 235H66L67 236V240H66V242L68 243V242H71L70 241V236H69V238H68ZM78 235V236H77ZM90 235V234H89ZM94 235V236H93ZM93 235H91V236H89L90 237V239H87V241L89 242V243H96V242H98V241H100V240H98V238L96 239V236H95V234L93 233ZM136 235H137V233H136ZM140 235V234H139ZM199 235V234H198ZM201 235H203V234H200L199 236H201ZM209 235V234H208ZM3 236V237H2ZM33 236V235H32ZM39 235H37V237H38ZM58 236V237H57ZM60 236V237H59ZM64 236V235H63ZM65 236V237H66ZM95 237V238H93V237ZM115 236V237H114ZM122 236V237H123ZM134 236V235H133ZM143 236H144V234H143ZM142 236V237H143ZM198 236V237H199ZM13 237V236H12ZM35 237V236H34ZM43 237V236H42ZM51 237V236H50ZM65 237H64V239H65ZM86 237V236H85ZM121 237V238H122ZM141 237V236H140ZM202 237L203 236H201V238L200 239H202ZM209 237H210V235H209ZM4 238V239H3ZM36 238V237H35ZM56 238H54L53 237V239L54 240H56ZM83 238V237H82ZM131 238V237H130ZM133 238H135V236L133 237ZM150 238V237H149ZM169 238V237H168ZM205 238V237H204ZM249 238L250 239H248V241L249 242H251V243H259V242H262V241H264V238L263 239H261V238H259L255 233H253V234H251V236H249ZM9 239H11L10 238V235H9ZM13 239V238H12ZM20 239H22V238H20ZM63 238L60 240L61 242L62 241H64L65 242V240H64ZM72 239V238H71ZM85 239V238H84ZM82 240V241H86V239L85 240ZM117 239H119V238H117ZM233 239H235V241L237 242V243H240V244H242L243 242H244V240L241 238V236L240 235H237V233H236V237H234ZM15 240V239H14ZM13 240V242H11V243H14V242H16V241H14ZM34 240V239H33ZM32 240V241H33ZM41 240V239H40ZM39 240V241H40ZM43 240V239H42ZM42 240H41V242H42ZM53 240V241H54ZM76 240H74V241H76ZM78 240L76 241V242H78ZM128 240V239H127ZM130 240V239H129ZM138 240V239H137ZM209 240V239H208ZM28 241V240H27ZM26 241V242H27ZM30 241V240H29ZM59 241V242H60ZM132 241H134L133 239H132ZM131 240L130 241H128V242H132ZM143 241V240H142ZM141 241V242H142ZM149 241H151V239L149 240ZM206 241H207V239H206ZM229 241V240H228ZM2 241L0 240V243H1ZM7 242V241H6ZM25 242V241H24ZM34 242H35V240H34ZM40 242V243H41ZM55 242H58V241H55ZM63 242V243H64ZM65 242V243H66ZM104 242H102V244L104 243ZM138 242V241H137ZM140 242V241H139ZM144 242V241H143ZM147 242V241H146ZM146 242H144V243H146ZM227 242V241H226ZM4 243V246H5V242H3ZM28 243V242H27ZM44 243V242H43ZM93 243H92V246L93 247H95V245H93ZM101 243V242H100ZM111 243V242H110ZM143 243V245L142 246H144L145 244ZM231 243V242H230ZM15 244V245H14ZM14 244H12V245H14V248L13 249H15V246H17V244L16 243H14ZM58 244V243H57ZM57 244H55V245H57ZM105 244V243H104ZM107 244H109V243H107ZM209 244V243H208ZM9 244H8V242H7V246H8ZM22 244H20V246H21ZM23 245H26L25 243L23 244ZM33 245H35V244H33ZM32 245V246H33ZM36 245H39V247L38 246H36V248L38 247V250L39 251H37V253H34V251L32 252V253H34L33 254V257H35V258H33V257H31L30 258V256H29V254H28V249L30 248L29 247V245H28V248H27V254H28V256H29V258L31 259V260H33V259H35V261H36V255L38 256L39 254H38V252L39 253H42L43 251H42V248L44 249V246H46V245H44L43 247H41L40 248V244H38V242L36 241ZM64 245H67V244H64ZM64 245L62 244V246L64 247ZM73 245V244H72ZM99 245V244H98ZM109 245H112V244H109ZM120 245H122V244H120ZM132 245H134L133 243H132ZM141 245V244H140ZM140 245H139V247H140ZM149 245V244H148ZM151 246H152V241H151V244H150ZM0 246H2L3 248H4V246H3V244L2 245H0ZM9 246H11V244L9 245ZM31 246V247H32ZM62 246H61V248H62ZM68 246V245H67ZM74 246H75V244H74ZM91 246V244L88 246V247H90ZM102 246V245H101ZM105 246V245H104ZM203 246V245H202ZM2 247H0V248H2ZM22 247V246H21ZM25 247H27V246H25ZM35 247V246H34ZM56 247V246H55ZM108 247V246H107ZM114 247V249H115V246H109V248L111 249V248H113ZM132 247V246H131ZM17 248V247H16ZM96 248V247H95ZM108 248V249H109ZM122 248V247H121ZM144 248V247H143ZM153 248V247H152ZM5 249V248H4ZM18 249H19V251L20 250H22L23 249V247L20 249V247H18ZM47 249H50V248H47ZM56 249V248H55ZM63 249V248H62ZM64 249H66V248H64ZM71 249H72V247H71ZM74 249V248H73ZM90 249V248H89ZM92 249H94V248H92ZM97 249V248H96ZM105 249V248H104ZM109 249V250H110ZM123 249V248H122ZM121 249V250H122ZM125 249V248H124ZM129 249V248H128ZM135 249V248H134ZM140 249V248H139ZM138 249V250H139ZM205 249V248H204ZM1 250V249H0ZM6 250H7V248H6ZM11 250H12V248H11ZM10 250V251H11ZM17 250V249H16ZM16 250H15V252H16ZM32 250V249H31ZM34 250H36V249H34ZM120 250V251H121ZM136 250V249H135ZM18 251V250H17ZM42 251V252H41ZM65 251V250H64ZM112 251V250H111ZM116 251H117V249H116ZM116 251H114V252H116ZM126 251V250H125ZM124 251V252H125ZM127 251H130V250H127ZM175 251H176V249H175ZM204 251V250H203ZM8 252V251H7ZM11 252H13V251H11ZM20 252H22V257L24 258V257H27L28 258V256H27V254H25L26 256H23L24 254H23V252L24 251H20ZM46 252V250L44 251V256H45V253ZM50 252V251H49ZM60 252V251H59ZM73 252V251H72ZM105 252H107V251H105ZM121 252H123V251H121ZM121 252L120 253H118L117 252V254L115 253V255H116V257H117V255L118 254H121ZM132 252V251H131ZM131 252H129V253H131ZM154 252V251H153ZM179 252V251H178ZM211 252V251H210ZM1 253L2 252H0V255H1ZM75 253V252H74ZM108 253V252H107ZM126 253V252H125ZM124 253V254H125ZM200 253V252H199ZM206 253V252H205ZM2 254H4V253H2ZM50 254V253H49ZM69 254H70V252H69ZM170 254V253H169ZM175 254V253H174ZM173 254V255H174ZM180 254V253H179ZM9 254H7V256H8ZM10 255L12 256V254L10 253ZM16 255V254H15ZM18 255H19V253H18ZM31 255V254H30ZM42 255V258H41V260L44 258V256ZM112 255H114V254H112ZM127 255V254H126ZM130 255H132V254H130ZM151 255V254H150ZM162 255V254H161ZM172 255V254H171ZM253 255V254H252ZM6 256V257H7ZM41 256V255H40ZM47 256V255H46ZM107 256H109V255H107ZM121 256V255H120ZM200 256V255H199ZM207 256V255H206ZM212 256V255H211ZM220 256V255H219ZM4 257V256H3ZM5 257V258H6ZM20 257H21V254H20ZM81 257V256H80ZM110 257H114V256H110ZM116 257H115V259H116ZM127 257V256H126ZM130 257V256H129ZM132 257H134L133 255H132ZM131 257V258H132ZM181 257V256H180ZM12 258V257H11ZM10 258V259H11ZM33 258V259H32ZM39 258V257H38ZM37 258V259H38ZM90 258V257H89ZM117 258H121V257H117ZM135 258V257H134ZM171 258V257H170ZM188 258V257H187ZM210 258V257H209ZM6 259H8V261H9V258H6ZM30 259H28V260H30ZM45 259V258H44ZM43 259V260H44ZM79 259V258H78ZM115 259H113V261H114V263H115V261H117V260H115ZM122 259V258H121ZM120 259V260H121ZM129 259V258H128ZM176 259H177V257H176ZM212 259V258H211ZM220 259V258H219ZM1 261L3 260V258H1L0 259ZM15 260H17L16 258H15ZM38 260H40V258L38 259ZM119 260V259H118ZM167 260V259H166ZM186 260V259H185ZM190 260V259H189ZM5 261V260H4ZM45 262H44V264L46 263L47 264V262L46 261H48V260H44ZM53 261V260H52ZM134 261V260H133ZM175 261V260H174ZM179 261V260H178ZM196 261V260H195ZM13 262H14V260H13ZM18 262V261H17ZM25 262V261H24ZM27 262V261H26ZM31 262V261H30ZM29 262V263H30ZM79 262V261H78ZM120 262V261H119ZM117 263V264H120V263ZM121 262H122V260H121ZM126 262V261H125ZM159 262V261H158ZM157 262V263H158ZM183 262V261H182ZM6 263V262H5ZM9 264H13V263H10V262H8ZM15 263V262H14ZM28 263V264H29ZM92 263V262H91ZM103 263V262H102ZM113 263V264H114ZM128 263V262H127ZM130 264H131V262H129ZM128 263V264H129ZM135 263H137L136 262V260H135ZM154 263H156V262H154ZM2 264V263H1ZM4 264V263H3ZM7 264V263H6ZM18 264H21V263H18ZM89 264V263H88ZM116 264V263H115ZM126 264V263H125ZM134 264V263H133ZM187 264V263H186Z\"/></svg>", "mask_w": 264, "mask_h": 264}]
</instances>
